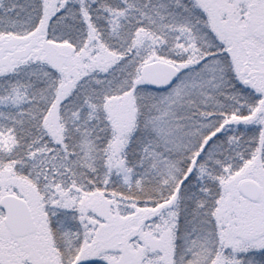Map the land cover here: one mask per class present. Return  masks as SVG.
Wrapping results in <instances>:
<instances>
[{"label":"snow or ice","instance_id":"obj_1","mask_svg":"<svg viewBox=\"0 0 264 264\" xmlns=\"http://www.w3.org/2000/svg\"><path fill=\"white\" fill-rule=\"evenodd\" d=\"M0 264H264V0H0Z\"/></svg>","mask_w":264,"mask_h":264}]
</instances>
